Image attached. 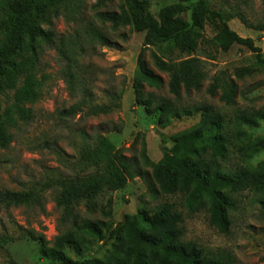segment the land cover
I'll list each match as a JSON object with an SVG mask.
<instances>
[{"label":"trees","instance_id":"16d2710c","mask_svg":"<svg viewBox=\"0 0 264 264\" xmlns=\"http://www.w3.org/2000/svg\"><path fill=\"white\" fill-rule=\"evenodd\" d=\"M120 1L117 10L108 11L114 0H95L94 10H104L95 14L97 20L108 24L112 30L132 28L135 34L144 36V48H157L169 56L165 59L152 54V60L155 68L167 75L168 93L174 100L144 92L145 87L161 89L163 79L139 60L133 81L136 105L147 115L156 117L159 129L184 118H200L193 129L177 137L173 147L157 164L148 159L146 144L142 142L140 158L151 169V182L162 194L178 196L189 215L206 209L210 226L224 235L230 227L228 212L236 209L234 195L243 192L259 195V210L264 217V163L257 168L248 167L249 160L264 150V136L249 140L246 133V129L264 123V109L237 111L227 119L210 105L183 106L180 101L181 92L198 93L206 80L203 63L194 55L204 40L203 31L207 25L215 32L212 41L218 50L227 52L238 45L253 54V68L236 71L235 76L242 79L257 71L264 72V55L253 40L233 32L229 23L237 19L244 27L258 32L264 31V24L253 25L235 10H213L211 0ZM151 1L167 4L157 19L150 12ZM83 5L85 0H0V94L4 89L3 81L19 74L15 59L25 52L32 59V67L39 66L42 49L55 46L52 23L61 17L72 24L82 21ZM84 36L90 45L117 48L91 22L86 21ZM60 43L56 52L68 69L75 68L85 49L74 38H70L69 43ZM174 54L177 56L172 59ZM70 77L73 79L74 75ZM206 92L210 97L221 92L220 100L226 105L236 96L234 83L217 79ZM120 99L113 95L106 104H92L83 99L61 115L71 118L107 116L120 108ZM38 100L36 84L28 80L12 108L0 117V149L6 150L11 144L7 129L15 125V117L23 122L30 121L31 112L26 106ZM234 159L245 166L228 167ZM77 163V174L48 178L22 192L0 190V208L39 209L41 213L45 211V194L54 192L53 203L61 214L60 228L52 243H47L45 238L39 239V253L46 264H224L225 260L217 259L192 242L183 241L184 219L175 204L169 203L150 212L141 211L126 220L118 229L121 232L114 234L115 242L101 260L73 261L69 253L81 257L103 240L104 228L100 223L84 222L75 231L62 233V228L72 219L73 209L83 203L88 212H96L100 196L121 191L135 176H143L134 174L135 164L102 135H97L80 150ZM110 205L109 200V208Z\"/></svg>","mask_w":264,"mask_h":264},{"label":"rangeland","instance_id":"374dc122","mask_svg":"<svg viewBox=\"0 0 264 264\" xmlns=\"http://www.w3.org/2000/svg\"><path fill=\"white\" fill-rule=\"evenodd\" d=\"M120 3V0H114L107 10H117ZM94 4L95 0H85L80 15L82 21L76 24L66 22L62 17L54 21L55 46L53 49H42L39 66L32 67L31 57L23 52L15 59L18 76H10L3 81L0 117L12 108L28 80L35 82L39 100L26 106L31 112L30 121L23 122L15 117V125L7 129L12 141L8 149H0V190L22 192L48 178L79 173L77 162L80 150L97 135H102L135 164L134 174L141 173L143 176H135L121 191L100 196L96 212H88L83 203L73 209L72 219L62 228V233L75 231L84 222L104 225L103 240L95 243L81 257L69 253L73 261L101 260L114 244V234L121 232L118 229L126 220L141 211L150 212L169 203L175 204L184 219V242L196 244L206 253L225 260L224 264H264V217L259 210V195L248 192L234 195L236 209L228 212L230 227L224 235L210 226L206 209L189 215L178 196L162 194L151 182V169L140 158L142 142L146 144L148 159L157 164L173 147L177 137L193 129L200 118H184L159 129L156 117L147 115L142 107L136 105L133 81L139 60L163 79L161 89L145 87L144 92L174 100L168 93L167 75L159 72L152 60V54L165 59L169 56L157 48H144V36L135 34L132 28L112 30L108 24H101L95 14L104 10H94ZM166 7V3L151 1L150 12L157 19ZM211 8L225 12L235 10L253 25L264 24V0H211ZM86 21L102 31L117 48L90 45L84 36ZM229 28L240 37L253 40L264 55V31L246 28L237 19L229 23ZM203 33L204 40L194 56L202 61L206 80L198 93L186 95L181 92V105L207 104L227 119L237 111L264 109V72L257 71L242 79L235 76L239 69L253 68V54L238 45L222 52L213 44L215 32L210 25ZM70 38H74L85 51L80 54L76 67L68 69L56 48L61 41L69 43ZM176 56L174 54L172 59ZM70 74L74 75L73 79ZM215 79L234 83L236 96L231 104L221 102V92L215 97L207 94ZM113 95L121 97L118 102L120 108L110 115H79L74 118L61 115L83 99L92 104H106ZM246 133L249 140L264 136V123L257 128L246 129ZM262 163L264 150L249 160L248 167L257 168ZM236 166L245 165L234 159L228 167ZM53 197L52 191L45 194L44 213L39 209L0 208V264L47 263L39 253V239L45 238L50 244L59 234L61 214L54 206Z\"/></svg>","mask_w":264,"mask_h":264}]
</instances>
